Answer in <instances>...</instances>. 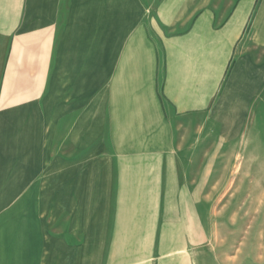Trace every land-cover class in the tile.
Returning a JSON list of instances; mask_svg holds the SVG:
<instances>
[{"label": "crops", "instance_id": "obj_1", "mask_svg": "<svg viewBox=\"0 0 264 264\" xmlns=\"http://www.w3.org/2000/svg\"><path fill=\"white\" fill-rule=\"evenodd\" d=\"M263 90L264 0H0V264H209L203 146Z\"/></svg>", "mask_w": 264, "mask_h": 264}, {"label": "rangeland", "instance_id": "obj_2", "mask_svg": "<svg viewBox=\"0 0 264 264\" xmlns=\"http://www.w3.org/2000/svg\"><path fill=\"white\" fill-rule=\"evenodd\" d=\"M250 96L247 119L203 146L214 155L196 189L205 228L198 253L209 264H264V90Z\"/></svg>", "mask_w": 264, "mask_h": 264}]
</instances>
